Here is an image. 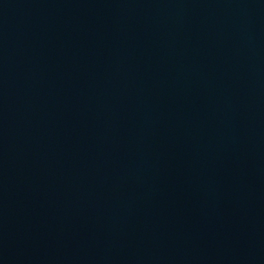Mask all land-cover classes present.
Masks as SVG:
<instances>
[{"label": "water", "instance_id": "water-1", "mask_svg": "<svg viewBox=\"0 0 264 264\" xmlns=\"http://www.w3.org/2000/svg\"><path fill=\"white\" fill-rule=\"evenodd\" d=\"M0 264H264V0H0Z\"/></svg>", "mask_w": 264, "mask_h": 264}]
</instances>
